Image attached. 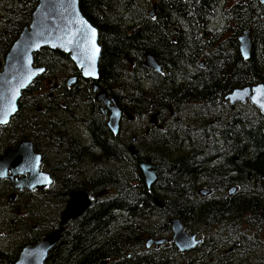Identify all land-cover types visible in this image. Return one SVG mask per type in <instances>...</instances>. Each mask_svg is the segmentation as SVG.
<instances>
[{
    "label": "trees",
    "instance_id": "1",
    "mask_svg": "<svg viewBox=\"0 0 264 264\" xmlns=\"http://www.w3.org/2000/svg\"><path fill=\"white\" fill-rule=\"evenodd\" d=\"M36 3L0 0V62ZM79 10L98 33V91L133 118L130 126L156 114L161 129L129 136L121 126L112 136L89 82L59 96L67 77L79 78L67 56L37 52L33 64L45 72L0 128L7 143L0 149L31 141L54 190L17 194L8 206L0 187L3 232L20 240L0 249V264L54 231L76 191L104 194L64 226L45 264H264V117L248 103L234 110L223 103L233 89L264 86V8L258 0H79ZM246 31L251 52L243 60L237 40ZM145 55L160 74L143 68ZM44 83L59 89L49 97ZM47 151L57 159L52 168ZM144 159L157 166L149 191L132 187ZM38 204L44 209L34 212ZM168 219L200 240L196 254L171 243L145 249L147 240L171 236Z\"/></svg>",
    "mask_w": 264,
    "mask_h": 264
},
{
    "label": "water",
    "instance_id": "2",
    "mask_svg": "<svg viewBox=\"0 0 264 264\" xmlns=\"http://www.w3.org/2000/svg\"><path fill=\"white\" fill-rule=\"evenodd\" d=\"M258 3L264 8V0H258ZM153 13L154 6L148 12V17L151 18ZM237 43L239 56L247 60L251 52L249 31L241 35ZM42 49L66 55L79 72L80 80L92 83L94 100L101 106L99 113L106 117V128L112 136H118L123 113L114 99L108 97L105 92L98 91L95 85L98 80L97 66L100 56L98 33L81 14L79 0H37L29 24L22 29L0 62V127L6 126L17 113L21 93L44 73V68L35 67L33 64L34 55ZM142 66L152 73H160V66L149 55L143 57ZM76 80V77L67 78L66 87H72ZM223 103L229 107L248 103L264 117V86L233 89L224 97ZM125 115L129 122L133 121L131 116ZM155 118L156 114L150 116V124H155ZM156 128L159 130L161 127ZM128 151L134 155L133 148ZM40 167L41 156L34 152L32 143L20 142L13 150L7 149L0 155V181H8L15 191L47 188L51 179L47 173L40 171ZM137 167L141 174L138 179L143 181L148 190L155 183L157 166L145 159ZM262 183L264 186V179ZM234 193L235 188L227 191L228 196ZM102 194L103 192L97 193L94 199L100 198ZM198 194L205 197L209 192L201 190ZM12 199L13 196H9L8 202ZM93 203L94 200L84 192H71L67 196L57 228L36 243L24 246L13 264H45L48 255L56 248L66 223L81 217ZM167 225L171 238L156 241L149 239L144 245L146 250L157 249L165 242H170L180 254H189L197 249L199 242L194 235L184 232L178 219H168Z\"/></svg>",
    "mask_w": 264,
    "mask_h": 264
},
{
    "label": "flooded vegetation",
    "instance_id": "3",
    "mask_svg": "<svg viewBox=\"0 0 264 264\" xmlns=\"http://www.w3.org/2000/svg\"><path fill=\"white\" fill-rule=\"evenodd\" d=\"M69 77H75V76H69ZM69 77H67V78H69ZM67 78H66V80H67ZM66 80H65V82H64V87L61 89V91H60V94H59V96H63L66 92H75L76 93V90L77 89H79L80 87H77V86H80V85H84V82L85 81H81L79 78H77V80H76V83L72 86V87H66V85H65V83H66ZM90 83V85H92V83L91 82H89ZM76 86V87H75ZM48 88H49V91H47L48 90ZM59 88H58V86H56V85H53L52 87L50 86V84L48 83V87H46L45 88V91L46 92H48L49 93V97H51V95L52 94H54L57 90H58ZM91 91H92V89H91ZM93 92V91H92ZM94 93V92H93ZM95 96V95H94ZM95 103H96V105H98V109H100V105L95 101ZM227 105V104H226ZM243 105H245V104H243ZM228 106V105H227ZM236 106H238V105H235V106H232V107H229L231 110H234V108L236 107ZM169 112V111H168ZM170 113V112H169ZM101 115V114H100ZM102 116V115H101ZM157 116V115H156ZM104 119H105V123H106V117L105 116H102ZM126 122H129L128 120H127V117H126V115L124 114L123 116H122V118H121V123H120V125L121 126H123L124 125V123H126ZM122 123H123V125H122ZM158 124H157V119L155 118V124L154 125H152V124H150V119H149V121L147 122V127H146V131H144V133L146 134V133H148V131H149V129H150V127H156ZM17 146V145H16ZM16 146L15 147H13V148H9V147H7V148H4L3 150L2 149H0V155H2L3 154V152L5 151V150H7V149H11V150H13L14 148H16ZM34 149V148H33ZM35 151V150H34ZM35 153H37V154H39L40 156H41V163H42V160H43V154H40L39 152H36L35 151ZM145 160V159H144ZM144 160L143 161H141V162H144ZM140 163V162H139ZM152 164V163H151ZM42 165V164H41ZM43 169V167L41 168V170ZM45 172L49 175V177H50V179H51V183H50V185L47 187V188H43V189H41V190H31V191H27V190H23V191H15L14 189H13V187H12V185L8 182V181H2L3 183H0V187H5L6 189H5V191H4V194H6L5 195V197H3L2 198V200H3V202L5 201L6 203H7V199H8V197L12 194L13 195V199H12V202L11 203H13V201H15L16 200V197L18 196L17 194H22V193H24V192H37V191H43V190H47V191H52V190H54V180H53V178H52V176L50 175V173L47 171V170H45ZM156 174H157V168H156ZM139 175L141 176V174L139 173ZM140 183H142L143 184V181L141 180H139V182H138V184L137 185H134V186H132V187H137ZM154 185V184H153ZM152 185V186H153ZM143 186H144V184H143ZM151 186V187H152ZM145 187V186H144ZM151 187L147 190L146 188V190L147 191H149L150 189H151ZM142 194V192L141 191H139V194ZM198 195V194H197ZM199 197H201V198H204V197H202V196H200V195H198ZM2 202V201H1ZM11 203L9 204V203H7V205L8 206H10L11 205ZM195 236V235H194ZM195 239L199 242V244H200V240L198 239V238H196V236H195ZM196 250V249H195ZM195 250L194 251H192L191 253H189L190 255H194V254H196V252H195Z\"/></svg>",
    "mask_w": 264,
    "mask_h": 264
},
{
    "label": "rangeland",
    "instance_id": "4",
    "mask_svg": "<svg viewBox=\"0 0 264 264\" xmlns=\"http://www.w3.org/2000/svg\"><path fill=\"white\" fill-rule=\"evenodd\" d=\"M141 2V1H140ZM150 10V8L148 9V11ZM45 86L48 87V83H44ZM49 91V88L48 90ZM132 125L133 122H130ZM135 124V123H134ZM123 125V123H122ZM129 123H124L123 127H122V131L124 130V135H129V136H136L139 132L144 133V131H146V127H147V123H136L135 126H130ZM130 131V132H128ZM150 131V130H149ZM148 131V133H149ZM70 132V131H69ZM7 143H5V139L3 137H0V145L1 146H4L6 145ZM46 157H48L46 160L47 161V168H52L54 167L53 164L55 163V157L52 156L48 151L46 152L45 154ZM45 169V167H44ZM55 178H56V182H58L59 180V177H60V174L57 172L54 174ZM8 203V201H7ZM34 209V212H40V209L43 210L44 209V206H40L39 204L38 205H34L33 207ZM15 209L12 210V212L14 211ZM44 211H47V210H44ZM23 215L25 214V212L22 213ZM4 216V215H3ZM2 216V214L0 213V234L2 235V238L0 237V249L2 250H10L12 247L14 246H17L18 242L20 241L19 239L17 240V237H16V232L12 233V234H4L3 232V229H4V226H2V220H4V217ZM6 217H9V218H12L10 215L6 216ZM3 232V233H2Z\"/></svg>",
    "mask_w": 264,
    "mask_h": 264
},
{
    "label": "bare ground",
    "instance_id": "5",
    "mask_svg": "<svg viewBox=\"0 0 264 264\" xmlns=\"http://www.w3.org/2000/svg\"><path fill=\"white\" fill-rule=\"evenodd\" d=\"M149 56H151V55H149ZM151 57H152V56H151ZM152 58H153V57H152ZM160 73H161V68H160ZM160 73H159V74H160ZM239 112H240V111H239ZM133 152H134V151H133ZM134 155H135V153H134ZM155 166H156V165H155ZM262 185H263V183H262ZM263 188H264V186H263ZM235 191H236V190H235ZM64 205H65V204H64ZM63 208H64V207H63ZM62 211H63V210H62ZM170 238H171V236H170L169 238L152 239V240H155V241H156V240H168V239H170ZM168 243H170V242H165V244H168ZM165 244H164V245H165ZM162 246H163V245H162ZM159 247H161V246H159ZM159 247H158V248H159ZM158 248H157V249H158ZM150 249H154V248H150ZM150 249H149V250H150Z\"/></svg>",
    "mask_w": 264,
    "mask_h": 264
}]
</instances>
